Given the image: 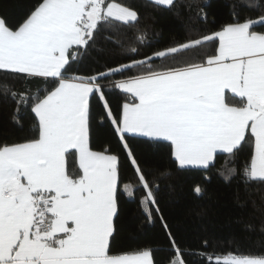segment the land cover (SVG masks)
<instances>
[{"label":"snow or ice","instance_id":"snow-or-ice-1","mask_svg":"<svg viewBox=\"0 0 264 264\" xmlns=\"http://www.w3.org/2000/svg\"><path fill=\"white\" fill-rule=\"evenodd\" d=\"M149 3L167 10L185 7L178 0ZM246 6L260 14L241 20L234 12V22L219 30L91 75L69 68L100 50V41L121 47V29L139 22L131 7L116 0H34L17 26L0 16V95L16 101L17 125L23 127L21 104L31 102L33 117L29 135L18 141L0 138V264H154L151 250L118 252L111 244L119 195L134 198L142 188L146 194L139 203L147 221L152 222L153 209L159 213L158 186L146 179L127 134L168 142L180 168L207 169L217 153L235 159L247 147L243 166L228 168L224 178L264 184V30H255L264 27V0H248ZM201 18L207 20L206 13ZM146 35L137 30L136 39L144 43ZM128 51L138 54L135 47ZM154 59L174 66L153 70ZM131 70L138 74L123 75ZM117 74L122 78L103 83ZM7 78L23 90L8 85ZM33 80L52 86L32 92ZM113 89L128 97L119 116L106 99ZM226 93L236 102H226ZM93 96L107 113L101 126L123 143L135 186L121 187L117 155L92 147ZM194 191L199 195L203 189ZM169 236L181 257L169 264H186L185 253ZM216 264H264V253L229 252Z\"/></svg>","mask_w":264,"mask_h":264},{"label":"trees","instance_id":"trees-1","mask_svg":"<svg viewBox=\"0 0 264 264\" xmlns=\"http://www.w3.org/2000/svg\"><path fill=\"white\" fill-rule=\"evenodd\" d=\"M116 2L137 11L138 24L121 29L118 37L122 41L121 47L109 41H100L97 45L100 50H91L82 62L69 68L70 73L91 75L130 60L148 57L176 43L219 30L222 25L234 22V12L241 20L246 16L257 17L260 14L246 6L248 0H178V3L185 5L179 10L154 7L149 0ZM33 3L34 0H0V16L5 18L9 26H17ZM205 13L207 20L201 18ZM137 30L146 31L144 43L136 39ZM255 30H264V27ZM131 47L137 48L138 54L129 53L128 49ZM191 56V53L182 54L183 58ZM198 60L197 57L192 62ZM152 64L153 70L161 66H174L170 60L154 59ZM137 74L136 70H131L123 75ZM121 78L117 74L103 83L107 85L110 80ZM7 83L14 85L17 90H23L24 86L19 81L7 78ZM44 86L51 88L52 85H45L42 80H33L31 90L35 92L37 87ZM106 99L113 115L119 116L122 104L128 97L113 89L106 92ZM226 100L229 103L236 102L231 95H227ZM30 103L29 101V107L23 104L20 106L18 119L23 126L21 127L12 119L16 114V101L0 95V138L8 137L18 141L30 134L33 122ZM91 107L93 120L90 136L93 149L110 150L119 157L121 187L124 183L137 185V176L123 143L114 134V130H110L106 124L101 126L107 119L103 102L93 96ZM126 142L148 182L158 186L156 201L159 213L153 209V220L151 223L147 221L139 203L146 194L142 188L135 191L134 198L119 195L118 214L114 218V238L111 241L115 251L151 250L154 264H169L177 254L173 252L170 232L175 246L185 253L183 259L186 264H209V260L211 264H216L220 256L229 252L264 253V184L256 182L246 186L239 181L238 176L229 180L224 178L229 175L228 168L239 169L243 166L248 155L247 147L235 159L217 153L209 172L200 176L186 174L187 169L178 166L170 156L168 142L131 134L126 135ZM74 167V161L69 159V168ZM197 186L203 189L199 195L194 191ZM165 223L167 229L164 227ZM205 242L207 247L204 246ZM189 252L201 255H189Z\"/></svg>","mask_w":264,"mask_h":264},{"label":"crops","instance_id":"crops-1","mask_svg":"<svg viewBox=\"0 0 264 264\" xmlns=\"http://www.w3.org/2000/svg\"><path fill=\"white\" fill-rule=\"evenodd\" d=\"M227 95H231V94L230 93H226V97L225 98H227ZM226 102H227V100H226ZM121 110H122V107H121ZM131 135H133V134H131ZM211 167L212 166L208 167L207 169L200 168V167H186V169H187V171H186L187 173L186 174H189V175H200V176L201 175H206L209 172Z\"/></svg>","mask_w":264,"mask_h":264},{"label":"rangeland","instance_id":"rangeland-1","mask_svg":"<svg viewBox=\"0 0 264 264\" xmlns=\"http://www.w3.org/2000/svg\"><path fill=\"white\" fill-rule=\"evenodd\" d=\"M222 258H223V256L219 257V259H221V260H222ZM179 259H180V255L177 253L171 260H179Z\"/></svg>","mask_w":264,"mask_h":264}]
</instances>
